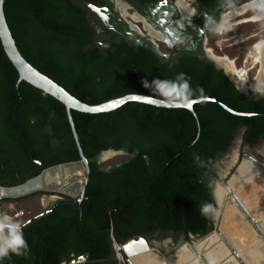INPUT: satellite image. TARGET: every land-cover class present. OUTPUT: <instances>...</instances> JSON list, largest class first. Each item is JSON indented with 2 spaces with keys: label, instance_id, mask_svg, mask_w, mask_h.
Segmentation results:
<instances>
[{
  "label": "trees",
  "instance_id": "obj_1",
  "mask_svg": "<svg viewBox=\"0 0 264 264\" xmlns=\"http://www.w3.org/2000/svg\"><path fill=\"white\" fill-rule=\"evenodd\" d=\"M124 1L145 14L162 0ZM234 1L198 0L197 6L218 22ZM89 5L112 7L110 0H5V14L21 54L86 104L125 94L175 102L213 98L252 116L212 101L195 104L193 111L140 102L100 114L73 110L91 168L86 198L62 203L21 230L27 254L10 253L0 264H63L85 254L89 264H118L115 242L123 245L138 235L174 243L205 236L218 214L212 193L217 163L241 129L250 146L264 139V95L242 93L201 49L159 55L147 40L131 36L125 22L113 20L117 25L109 29ZM154 78L158 90L151 92L143 81ZM19 80L0 38L1 186H17L46 168L82 159L65 104ZM109 150L127 159L102 164ZM206 202L214 208L208 217L199 211Z\"/></svg>",
  "mask_w": 264,
  "mask_h": 264
},
{
  "label": "water",
  "instance_id": "obj_2",
  "mask_svg": "<svg viewBox=\"0 0 264 264\" xmlns=\"http://www.w3.org/2000/svg\"><path fill=\"white\" fill-rule=\"evenodd\" d=\"M111 2L116 3V0H111ZM120 2L134 10L126 1L120 0ZM195 2L196 0H193L191 4ZM191 4H189V8ZM116 6L118 7L117 3ZM161 6L162 4L159 5V8ZM88 7L103 23L110 27V20L107 16L109 9L99 8L94 5H89ZM171 11H176V9L171 8ZM137 14L146 23L143 16L138 12ZM203 15L206 16L205 13ZM121 16L129 26L132 36L136 34L141 39H147V35L138 26L132 25L123 15ZM223 16V14L220 16V21ZM165 22L164 19L160 20L163 34H160L161 38H156L155 41L158 40L167 49L171 50L175 42L179 41V38L175 36L177 30L172 28L164 29ZM148 36L151 39H147V41L153 45L154 50L159 55L167 57V55L162 53L160 47L156 45L151 34H148ZM0 38L6 54L19 71V84L26 81L65 104L82 158L80 161L62 163L44 169L41 174L29 178L26 182L17 186L9 187L0 185V202L3 199H18L38 192H55L62 193L66 196L65 199H62L43 213L29 219L25 224L21 225V230L25 229L32 222L52 213L62 203H82L86 198L91 168L89 160L86 158L82 149L72 114L73 110L83 113L100 114L116 110L128 102H140L159 108H184L193 111L195 104L212 101L233 114L252 116L249 113L237 112L213 98H198L175 102L160 100L143 94H125L112 98L100 105L86 104L34 67L21 54L6 18L5 0H0ZM102 46L105 48L108 47V45ZM204 52L207 59L217 69L223 70L238 89L248 94L239 87L236 80L232 75L228 74L225 68L219 66L215 60L209 57L206 51ZM242 156L241 162L227 180L219 174V178L215 181L212 193L215 190L216 194L213 196L218 208V214L211 232L202 237L192 236L190 241L184 242L175 249L170 250V253L166 256L160 250L154 248L151 242L144 236H135L122 246L117 244L120 254L123 252L131 264H133L131 260L133 257L150 251L157 257L162 258V264H180L178 263L179 260L176 261V259H180L179 256L185 254H193L190 259L183 262L185 264H264V163L253 158L245 151L242 152ZM36 162L41 164L40 161ZM81 179H83V183L80 181ZM218 187L225 188V194L220 193L221 197L217 193ZM0 233H6L5 228L0 227ZM171 243V239H168V244ZM89 259L90 255L85 254L75 258L71 264H89Z\"/></svg>",
  "mask_w": 264,
  "mask_h": 264
},
{
  "label": "rangeland",
  "instance_id": "obj_3",
  "mask_svg": "<svg viewBox=\"0 0 264 264\" xmlns=\"http://www.w3.org/2000/svg\"><path fill=\"white\" fill-rule=\"evenodd\" d=\"M252 0H241L240 3H235L233 5L235 8L238 5L249 2ZM227 9L225 12L229 11ZM135 12V11H134ZM131 10H122L123 14H128V18L131 20V18H138V16ZM251 16L248 15L247 17ZM235 22L233 24V27L231 28L230 31L225 30L222 35L218 36L215 35L214 33H211L208 35L207 40L210 44V47L214 50L209 53L210 56H216V57H227L229 60H235L236 59V67L241 75L242 72H245V76L243 79L248 80V84H251L254 82L256 78H258L259 82L260 81V75L264 69L261 65L256 64L254 60L248 61L245 58L246 56L251 54V51L254 49V46L259 42L264 41V22L259 23V24H237ZM139 28L143 30V27L139 25ZM260 35L259 37L255 38L254 36ZM222 43L220 46L217 45V43ZM254 44V45H253ZM253 46V47H252ZM252 47V48H251ZM218 55H216V54ZM248 58V57H247ZM239 61V62H238ZM245 63L243 64V62ZM264 60H262L263 63ZM242 64L240 67L239 65ZM259 67V68H258ZM259 69L257 71V76L253 79L252 74L255 75L256 73L254 70ZM264 74V73H263ZM237 77V74H233V78L236 80V82H239V79ZM257 80V81H258ZM244 88V87H243ZM241 88L242 90H244ZM246 89V88H245ZM252 92V91H249ZM258 92H264L258 91ZM251 95H258V93H254ZM244 133H245V128L241 129L238 133V136L236 140L233 142L230 150L227 152V154L224 156V158L217 163V169L222 177L224 179H228L229 173L233 172L235 168L237 167L238 164L241 162L242 158L241 157V152L246 151L249 154L253 155L255 158L260 159L261 161H264V140L259 141V143L255 146H250L246 143H244ZM110 155V156H109ZM113 155L108 154L102 156L101 158V163L102 164H118L124 160L127 159V156L125 154H119L116 155L114 158H110ZM239 157V160H238ZM106 159V160H104ZM236 161V162H235ZM217 193L218 195L220 193L225 194L224 188L218 187ZM52 195H37L30 197L29 199H25L19 202H10V203H1L0 204V215H7L10 217L11 222L18 223L19 225H22L26 223L29 219L33 218L34 216L38 215L39 213L41 214L44 210L45 207L49 206L52 202ZM220 200V198H219ZM183 242L179 243H174L172 241V244L170 245H165L167 243V239L161 242H154V248L160 250V252L163 255H167L170 252V248L175 249L176 247L180 246Z\"/></svg>",
  "mask_w": 264,
  "mask_h": 264
},
{
  "label": "flooded vegetation",
  "instance_id": "obj_4",
  "mask_svg": "<svg viewBox=\"0 0 264 264\" xmlns=\"http://www.w3.org/2000/svg\"><path fill=\"white\" fill-rule=\"evenodd\" d=\"M236 1L237 0H235L233 4H235ZM110 3L112 7H103L109 9L107 16L109 17L110 20V27H108L105 23L104 24L109 29H115L117 24L112 23L113 20H118V22L120 21L125 22V21L121 16L123 14L119 9V5L118 7L116 6L117 1L116 3H114L111 2L110 0ZM160 4H162V6L159 8ZM197 4H198V0H196L195 3L191 4V7L188 9L189 14L188 13L184 14L182 12L183 7H181L182 3H180V0L179 2L178 0H162L157 5L149 7L145 11V14H141L143 18L146 20V23L141 18L139 24L141 23V26L143 28L146 27V32L151 34L154 41L156 40V38H160V34H163L160 26L161 19H164L166 21L165 22L166 24L164 25V29L172 28L177 30L175 36L179 38V41L175 42L173 49L169 50L164 45L160 44V49L162 53L167 55V57L165 58H170V56L173 55V52H181V51L192 52L198 49H201L203 51L204 38H207L209 34L214 33L209 30L208 18L203 15L204 12H200L198 10ZM171 8H175L176 11L172 12ZM165 15H167V17H165ZM127 20L129 22L133 21V19L131 20L127 19ZM146 24L148 26H146ZM99 32L101 33V30ZM256 75L257 72L255 76Z\"/></svg>",
  "mask_w": 264,
  "mask_h": 264
},
{
  "label": "bare ground",
  "instance_id": "obj_5",
  "mask_svg": "<svg viewBox=\"0 0 264 264\" xmlns=\"http://www.w3.org/2000/svg\"><path fill=\"white\" fill-rule=\"evenodd\" d=\"M116 1L118 3L117 5H119V9H120L121 12H122V10H126V9L133 11L128 5L120 2V0H116ZM191 2H193V0H180V3H182L181 7H183L182 12L184 14H187V13L189 14V10L188 9H189V3H191ZM261 5H264V0H252V1H249V2H246V3H243L242 6L235 7L233 9H230L229 11L225 12L222 20L227 25L226 30L230 31L231 28L233 27V24L235 22H237L236 25L237 24H248V23H252V24L263 23L264 22V7H261ZM135 14L138 16V18H135V17L131 18V19H133V21H131L130 23H132V25H134V26H137V25H139L141 17L137 13H135ZM250 14H251V16L247 17ZM123 15H124V17L126 19H129L127 13L123 14ZM224 31L218 32V35H222ZM259 36L256 35L254 37L257 38ZM209 50L213 51L212 49H207V54L208 55L211 52ZM209 57H211L213 60H215L218 63L219 66L225 68L226 71L228 72V74H230L232 76H233V74H237V77L239 79V82L237 84L239 85L240 88L244 87L243 88L244 91L249 92V91H262V90H264V74H263L264 70L261 73H259L261 82H259L258 78H256L254 80V82H252L251 84H248V80L247 79H243V77L245 76L246 73L242 72L241 75L239 74V72L237 70V67H236V60H229L227 57H216V56L212 57L210 55H209ZM247 57L248 58H246V59L248 61L254 60L256 62V64L261 65L263 67V69H264V62L260 63V62H262V60H264V41H262L260 43L258 42L254 46V49L251 51V54L249 56H247ZM244 63L245 62H243V64ZM256 70L254 71L255 73L257 72ZM256 76H254V78ZM237 77H235V78H237ZM252 77H253V74H252ZM262 93H264V92H262ZM108 154L113 155L110 158H114L116 156L113 152H108L105 155L108 156ZM104 160H106V159H104ZM80 181H83V180L81 179ZM224 190H225V188H224ZM220 197H221V194H220ZM9 221L11 222L10 217H9ZM191 256H193V254H191V255H189V254L186 255L185 254V255L179 256L180 259H176V261L179 260L178 263L185 264L183 262H185L187 259H190ZM131 260H132L133 264H162V262H163L162 258H160L159 256L157 257L156 255H154V253H152V251H150L148 253H144L142 255L135 256Z\"/></svg>",
  "mask_w": 264,
  "mask_h": 264
},
{
  "label": "clouds",
  "instance_id": "obj_6",
  "mask_svg": "<svg viewBox=\"0 0 264 264\" xmlns=\"http://www.w3.org/2000/svg\"><path fill=\"white\" fill-rule=\"evenodd\" d=\"M241 2V0H237L236 1V3H240ZM192 3V2H191ZM246 3V2H245ZM233 5H235V4H232V5H230V6H228L227 8H226V10L227 9H233L232 7H234ZM243 5V3L242 4H240V5H238V6H242ZM237 6V7H238ZM133 7V6H132ZM261 7H264V5H261ZM225 10V11H226ZM133 11H135L136 13L138 12V11H136L135 9L133 10ZM225 11L222 13L223 15H224V13H225ZM139 13V12H138ZM141 14V13H140ZM221 14V15H222ZM206 17V16H205ZM143 23V22H142ZM127 24V23H126ZM208 24H209V30L210 31H212V32H214V34L215 35H218V32H221V31H224V30H226V28H227V25L225 24V22L223 21V20H221L220 21V18H219V21L218 22H216V21H214L211 17H208ZM251 24V23H250ZM139 25H141V23L139 24ZM139 25H137L138 27H139ZM147 26V25H146ZM146 28V27H145ZM145 28H143V30H141V28H140V30L141 31H143L144 32V34H146L147 35V39H151V38H149V36H148V32H146V29ZM130 29V28H129ZM131 33V32H130ZM136 35V34H135ZM132 36V35H131ZM218 36H220V35H218ZM147 39H144V40H147ZM156 42V45L157 46H159L160 47V44H162V43H160V42H158V40L157 41H155ZM150 43V42H149ZM220 44H222V43H217V45L218 46H220ZM254 45V44H253ZM153 46V45H152ZM154 49V48H153ZM207 49H212L211 47H210V44H209V42H208V40H207V38H204V41H203V53H204V55H205V52L204 51H206V53H207ZM161 50V49H160ZM213 50V49H212ZM214 51V50H213ZM218 55V54H217ZM206 56V55H205ZM248 56V55H247ZM247 56H246V58H247ZM207 58V57H206ZM246 58H245V60H246ZM236 60V59H235ZM239 62V61H238ZM245 62V61H244ZM238 65H239V63H238ZM240 67L242 66V64L241 65H239ZM256 71H258V69L256 70ZM224 72V71H223ZM180 77H183L185 74L184 73H179L178 74ZM254 76L255 75H253V78H254ZM158 79L159 78H154L152 81H148V80H144L143 81V86L145 87V88H148V89H150V91L151 92H155V91H157L158 90V86H157V81H158ZM237 87V86H236ZM238 88V87H237ZM240 90V89H239ZM201 91H202V89H201ZM241 91V90H240ZM244 91V90H243ZM242 92V91H241ZM246 92V91H245ZM242 93H244V92H242ZM248 94H245V95H247V96H252L251 94H254V93H258V94H262V95H264V93H261V92H247ZM236 140V139H235ZM262 140H264V139H262ZM261 141V140H260ZM245 143V142H244ZM233 144V143H232ZM249 145V144H248ZM232 146V145H231ZM231 146H230V148H231ZM230 148H229V150H230ZM228 150V151H229ZM108 152H113L115 155H119V154H125L124 152H118V151H114V150H109V151H106V152H104L103 153V155L102 156H104L106 153H108ZM243 152V151H242ZM242 152H241V157H243L242 156ZM246 152V151H245ZM248 153V152H247ZM249 154V153H248ZM250 156H252L253 158H255L253 155H251V154H249ZM102 158V157H101ZM195 159L196 160H199V157L197 156V157H195ZM255 159H257V158H255ZM238 160H239V157H238ZM258 160V159H257ZM258 161H260V160H258ZM239 162V161H238ZM236 163V164H239V163ZM260 162H262V163H264L263 161H260ZM220 163H222L221 161H220ZM238 166V165H237ZM52 167V166H51ZM47 169V168H46ZM110 169V168H109ZM233 173V172H232ZM41 174V173H40ZM220 173H219V171H218V175H219ZM231 175V172L229 173V176ZM223 176V175H222ZM219 178V176H217V178H216V180ZM83 180V179H82ZM215 180V181H216ZM227 180V179H226ZM84 181H82V183H83ZM209 187H211V185H209ZM39 193V192H38ZM47 193H49V194H45V195H52L53 197H52V202H51V204L49 205V206H47V207H45L44 208V210H43V212L45 211V210H47V209H49L50 207H52L53 205H55L57 202H59V201H61L62 199H65L66 198V196L65 195H63L62 193H55V192H47ZM215 190H213V195L215 196ZM33 195V194H32ZM30 196V195H29ZM27 197V196H26ZM24 198V197H23ZM2 203V200H1V202H0V204ZM199 211H200V213L203 215V216H205V217H208L209 216V214L210 213H212L213 211H214V208H213V205L211 204V203H208V202H206V203H202L201 205H200V209H199ZM42 212V213H43ZM39 215V214H38ZM37 216V215H36ZM35 217V216H34ZM217 219V218H216ZM11 220V219H10ZM216 221V220H215ZM256 222H258V221H256ZM215 223V222H214ZM25 224V223H24ZM251 224H253L252 222H251ZM23 225V224H22ZM21 225H19L18 223H15V222H10L9 221V217L7 216V215H0V227H2V228H6L7 229V231H6V233H0V258H3V257H7V256H9V254L10 253H12V254H15V255H18V256H20V255H26L27 254V249H28V245H27V243H26V241L24 240V237H23V233H22V231H21V227H20ZM113 234H114V229H113ZM138 236H140V235H138ZM145 237V236H144ZM192 237V236H191ZM194 237V236H193ZM134 238V237H133ZM146 238V237H145ZM147 239V238H146ZM168 239H171V238H167V243H168ZM131 240V239H130ZM149 240V239H148ZM166 240V239H165ZM129 241V240H128ZM127 241V242H128ZM150 241V240H149ZM164 241V240H163ZM171 241H172V239H171ZM151 242V244H152V246H154L153 244H154V242H156V241H150ZM158 242H161V241H158ZM185 241H183V243H184ZM186 242H188V241H186ZM117 242H115V249H116V251H117V257H118V264H120V263H122V264H131L130 262H129V260L127 259V257L124 255V253L123 252H121L122 254H120V252L118 251V247H117ZM172 244V243H171ZM118 245H120V244H118ZM124 245V244H123ZM165 245H170V244H165ZM120 246H122V245H120ZM170 250H172V248H170ZM170 252V251H169ZM83 256V255H82ZM78 257H80V256H78ZM75 258H77V257H75ZM74 258V259H75ZM73 259V260H74ZM72 260V261H73ZM90 260V259H89ZM71 261V262H72ZM71 262L70 263H67V262H65V263H63V264H71Z\"/></svg>",
  "mask_w": 264,
  "mask_h": 264
},
{
  "label": "crops",
  "instance_id": "obj_7",
  "mask_svg": "<svg viewBox=\"0 0 264 264\" xmlns=\"http://www.w3.org/2000/svg\"><path fill=\"white\" fill-rule=\"evenodd\" d=\"M258 159V158H257ZM258 160H260V159H258ZM261 161V160H260ZM264 162V161H263ZM180 242H183V241H180ZM179 243V242H178Z\"/></svg>",
  "mask_w": 264,
  "mask_h": 264
},
{
  "label": "snow or ice",
  "instance_id": "obj_8",
  "mask_svg": "<svg viewBox=\"0 0 264 264\" xmlns=\"http://www.w3.org/2000/svg\"><path fill=\"white\" fill-rule=\"evenodd\" d=\"M135 99V98H134ZM189 106H191V105H189Z\"/></svg>",
  "mask_w": 264,
  "mask_h": 264
}]
</instances>
